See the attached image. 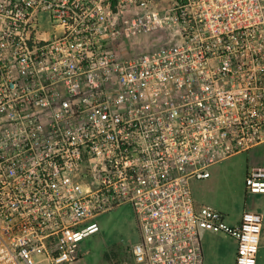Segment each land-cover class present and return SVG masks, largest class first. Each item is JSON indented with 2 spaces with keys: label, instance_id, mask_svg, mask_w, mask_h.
Segmentation results:
<instances>
[{
  "label": "built area",
  "instance_id": "2783aa9c",
  "mask_svg": "<svg viewBox=\"0 0 264 264\" xmlns=\"http://www.w3.org/2000/svg\"><path fill=\"white\" fill-rule=\"evenodd\" d=\"M263 146L264 0H0V264H77L124 206L135 264H205L203 231L257 264L264 212L193 183Z\"/></svg>",
  "mask_w": 264,
  "mask_h": 264
},
{
  "label": "rangeland",
  "instance_id": "374dc122",
  "mask_svg": "<svg viewBox=\"0 0 264 264\" xmlns=\"http://www.w3.org/2000/svg\"><path fill=\"white\" fill-rule=\"evenodd\" d=\"M158 36L154 35L145 44H161L164 37ZM146 48L141 47V51ZM259 165H264V146L215 166L211 169L210 179L193 183L197 202L222 212L231 225L241 220L244 209L262 212L264 195L248 194L245 184L247 168ZM96 222L100 225L101 232L79 244L80 259L77 264H135L131 256V247L138 242L139 235L131 206H124L103 214L96 219ZM204 233L211 232L201 233L204 258L207 262L209 258ZM208 246L217 256L214 264H235L237 245L234 240L211 238Z\"/></svg>",
  "mask_w": 264,
  "mask_h": 264
},
{
  "label": "crops",
  "instance_id": "0c3cea01",
  "mask_svg": "<svg viewBox=\"0 0 264 264\" xmlns=\"http://www.w3.org/2000/svg\"><path fill=\"white\" fill-rule=\"evenodd\" d=\"M245 210H247V209H244V211ZM252 212H260L261 213V211H258V210L252 211ZM262 212H264V210ZM233 223H235V222H233ZM204 237L206 238V242H207V254H208L207 257L209 258V260L207 262L205 259V264H214V261L217 257L215 255V252L213 251V249L210 246H208L209 239H211V238H217V239H222V240L232 239L235 241V244L237 245V242L234 238L227 236V235H224V234L204 233ZM207 239H208V241H207ZM204 257H205V255H204ZM257 264H264V232H263L262 237H261V244H260Z\"/></svg>",
  "mask_w": 264,
  "mask_h": 264
}]
</instances>
